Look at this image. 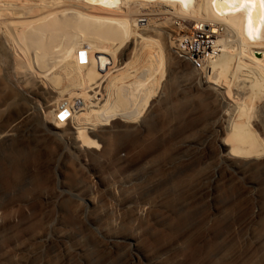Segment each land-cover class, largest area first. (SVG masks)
I'll list each match as a JSON object with an SVG mask.
<instances>
[{"label": "rangeland", "instance_id": "rangeland-1", "mask_svg": "<svg viewBox=\"0 0 264 264\" xmlns=\"http://www.w3.org/2000/svg\"><path fill=\"white\" fill-rule=\"evenodd\" d=\"M55 7L37 16L11 10L0 17V264H264V151L258 157L234 152L241 144L235 125L243 121L257 132L253 145L264 146V89L258 98L251 91V75L259 71L241 75L251 80L240 84L244 98L233 95L241 83L233 81L234 62L230 77L201 89L209 65L198 73L173 49L166 78L136 123L118 119L94 131L101 147L92 150L78 141L77 120L66 130L75 141L52 129L57 106L69 98H60L61 91L75 88L65 78L52 82L61 65H46L48 74L38 68L41 44L33 40V26L28 44L17 38L19 24L66 9ZM166 14L157 24L181 18ZM154 22L139 33L168 41L166 33H151ZM44 35L38 34L49 45ZM138 42L121 60L143 50ZM188 79L193 89L184 87ZM136 90L131 86L125 107L139 104Z\"/></svg>", "mask_w": 264, "mask_h": 264}, {"label": "bare ground", "instance_id": "bare-ground-1", "mask_svg": "<svg viewBox=\"0 0 264 264\" xmlns=\"http://www.w3.org/2000/svg\"><path fill=\"white\" fill-rule=\"evenodd\" d=\"M14 1L16 0H0V17L10 16L9 11L11 10H18L23 13L26 11L24 15L33 14L37 16V14L42 15L43 12L49 13L47 9H51L52 6L66 7L59 15L56 13L50 14L30 24L26 22V24H19L20 27L16 33L18 35L17 38L25 46V44H28V34L26 35V31L28 32L29 27L33 26L34 28L32 29H36L37 31L36 38L33 37V40L41 44V47H39L40 52L37 55L39 56L37 58L38 68L40 67V70H44L46 65L50 68L51 66L61 65L63 68L64 73L60 68V71L63 73L62 75H60V71H53L55 75L57 73V77H54L52 82L55 85H60L65 78L75 89L68 91L67 86H65L60 93V98L69 96L67 101L71 100L75 104V101L77 103L82 101V103L81 105L76 104L78 108L72 111L70 121L67 124L52 123L51 126L54 130L63 131L68 138L71 136L70 140L75 141L77 140L74 136L75 133L69 134L66 130L77 120L78 124L73 129L77 131L78 141H82V146L86 148L92 150L99 149L101 147L100 142L97 139V134L93 132L103 131L108 126L111 127L113 125L111 122L113 121L121 119L124 123L135 124L151 99L155 97V93H157L156 91L159 88L158 85H160L159 83L166 78L165 68L169 65L167 64L170 61L169 54L171 55L173 49L176 50L178 39L190 33L191 30L190 27L175 29L173 25L171 26L169 20L161 22L162 24H157L156 21L161 20L157 19L159 14L164 16L168 12V14L171 13L172 15L181 17L184 21L187 19H190V21L195 20L196 25L201 27V34L208 35V39L212 43L218 39L214 46L217 55L208 66L209 74L202 76L200 79L201 89H210L207 87V84L219 86L220 80L230 77L231 63L233 62L236 66V71L232 75L233 81L234 83L238 80L239 82L241 81V83H236L238 84V89L234 87L236 91L233 95L243 97L241 95L244 90L240 88V84L243 83L244 78L241 75L254 74L253 67L260 73L258 76L255 74L251 75V80H253V76L256 77L252 86L249 85L254 95L257 93L254 98H258V93L261 94L264 89V8L259 6L260 0H257L254 5L242 6L239 9L233 6L231 0H53L51 1L52 6L47 4L48 2L46 4L45 2H41V4L34 7H22L14 4ZM70 4L80 9L67 8V5ZM161 9L165 10L164 12L166 13L162 14ZM139 15L149 17L150 23L155 21V27L153 25L154 29H152L154 31L151 30V33L157 32L159 36L162 33H166L168 41H162L164 40L163 34L161 37L157 36V38H154L155 36L146 35L147 32L139 33V31H144L140 29L139 18H135ZM64 17L66 21L63 19ZM65 28H70L71 30L68 29L70 33H67L66 30L64 31ZM250 28L253 32L251 35ZM29 32L33 34V31L29 30ZM44 32H48L51 38H49L51 41L49 45H43L39 38L41 35L38 36L39 33L46 35ZM10 33L12 35V32ZM30 34L29 39L31 40L32 34ZM136 42H138L137 46L142 44L141 48L146 53L140 50L141 48L139 49L138 46L139 52L134 48L132 52L130 51L131 54L128 58L123 59L124 61L121 60L120 56L124 57V55H120V53L130 44L134 43L136 45ZM84 49L88 51V58L87 64L82 66L79 63V53ZM141 51L144 53H140ZM258 52L263 54V56L260 58L255 56ZM49 67L46 68L48 73L50 72ZM46 69L45 72L47 71ZM23 74L25 75V81L31 82L29 74ZM49 75L54 76L52 73ZM248 80L244 79L246 81L244 83H248ZM251 80H249V84ZM130 81H132L130 89L131 86H137L136 91L140 100L139 104L135 105L131 103L127 108L124 101L130 93L129 85H126ZM183 82L185 83H183L184 87H194V82L192 81V83L189 79ZM243 84L242 86H248V84ZM199 85L196 84V86ZM231 87L230 85L229 89ZM232 91L231 94L233 93ZM59 114L57 112L54 114L55 119H57ZM249 125V121L239 122L235 125L237 130L234 137L241 144L234 152L239 155L246 154L258 157L261 151H264V146L262 142L259 148L253 145L254 133L257 132L249 130L247 128ZM259 137L262 139L261 135ZM75 148L79 149L78 147ZM90 201L92 202L91 199ZM128 239L126 238V240ZM110 242L112 243L113 240H110Z\"/></svg>", "mask_w": 264, "mask_h": 264}, {"label": "built area", "instance_id": "built-area-1", "mask_svg": "<svg viewBox=\"0 0 264 264\" xmlns=\"http://www.w3.org/2000/svg\"><path fill=\"white\" fill-rule=\"evenodd\" d=\"M139 24L140 29L149 27L151 24L149 22V17H139ZM196 24L197 23L194 22L189 25L181 19L173 21V27L175 29L190 27L191 30L190 33L178 39L175 52L180 58L188 61L194 71L201 73V71H204L210 62L215 59L217 54L215 53L214 46L218 39L212 43V41L208 39V35L204 33L201 34V27H198ZM87 53L88 51L85 49L81 50L79 53V63L82 66L87 64ZM77 106L78 105L71 101L65 100L61 102L56 108V112L60 114L57 119H54V124H67L70 121L72 111H74Z\"/></svg>", "mask_w": 264, "mask_h": 264}, {"label": "snow or ice", "instance_id": "snow-or-ice-1", "mask_svg": "<svg viewBox=\"0 0 264 264\" xmlns=\"http://www.w3.org/2000/svg\"><path fill=\"white\" fill-rule=\"evenodd\" d=\"M233 6L239 9L242 6H250L256 4L257 0H231ZM259 6L264 8V0H260ZM219 7V5H217ZM253 34L252 29L250 28V35Z\"/></svg>", "mask_w": 264, "mask_h": 264}]
</instances>
